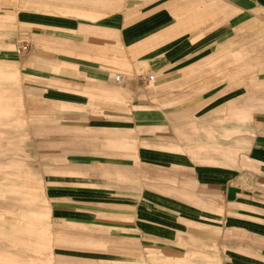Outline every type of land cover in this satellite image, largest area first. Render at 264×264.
<instances>
[{
  "label": "crops",
  "instance_id": "crops-1",
  "mask_svg": "<svg viewBox=\"0 0 264 264\" xmlns=\"http://www.w3.org/2000/svg\"><path fill=\"white\" fill-rule=\"evenodd\" d=\"M9 15L60 260L264 264V0H0Z\"/></svg>",
  "mask_w": 264,
  "mask_h": 264
},
{
  "label": "rangeland",
  "instance_id": "rangeland-1",
  "mask_svg": "<svg viewBox=\"0 0 264 264\" xmlns=\"http://www.w3.org/2000/svg\"><path fill=\"white\" fill-rule=\"evenodd\" d=\"M13 25L10 15L0 19V264H66L44 229L41 150L28 146L32 134L13 62L31 48L16 51Z\"/></svg>",
  "mask_w": 264,
  "mask_h": 264
},
{
  "label": "built area",
  "instance_id": "built-area-1",
  "mask_svg": "<svg viewBox=\"0 0 264 264\" xmlns=\"http://www.w3.org/2000/svg\"><path fill=\"white\" fill-rule=\"evenodd\" d=\"M16 48H18V49H16V51L18 53H24L25 51H27L30 48V44L27 43V42H23L20 45H18ZM116 79L117 80H120L121 79V75H117L116 76ZM148 79L149 80H152V79H154V76L153 75H150V76H148Z\"/></svg>",
  "mask_w": 264,
  "mask_h": 264
}]
</instances>
